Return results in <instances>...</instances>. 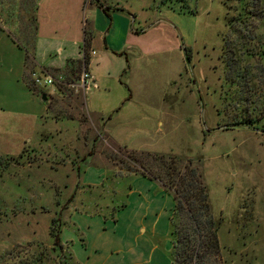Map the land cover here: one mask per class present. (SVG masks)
<instances>
[{"label": "rangeland", "instance_id": "374dc122", "mask_svg": "<svg viewBox=\"0 0 264 264\" xmlns=\"http://www.w3.org/2000/svg\"><path fill=\"white\" fill-rule=\"evenodd\" d=\"M99 1L0 0V264H171L173 194L130 149L191 158L224 264H264V0Z\"/></svg>", "mask_w": 264, "mask_h": 264}, {"label": "trees", "instance_id": "16d2710c", "mask_svg": "<svg viewBox=\"0 0 264 264\" xmlns=\"http://www.w3.org/2000/svg\"><path fill=\"white\" fill-rule=\"evenodd\" d=\"M95 1L104 14L110 17L112 9L99 0ZM253 3L252 13L261 16L262 9L255 8L260 5V0H254ZM116 9L123 8L116 7ZM90 44L91 35L83 29L82 58L67 59V63H75V71H79L83 65L88 64L87 51ZM29 56V52L26 51L25 62ZM130 150L133 154L139 153V155H130V163L121 162L124 170L157 179L173 194L174 204L170 215L171 264H224L217 235L221 217H215L212 213L207 186L198 166L191 158H187L181 165L174 155L165 156ZM140 154L146 155L149 160L146 161ZM50 232L54 243L60 245L59 234L52 230Z\"/></svg>", "mask_w": 264, "mask_h": 264}, {"label": "built area", "instance_id": "2783aa9c", "mask_svg": "<svg viewBox=\"0 0 264 264\" xmlns=\"http://www.w3.org/2000/svg\"><path fill=\"white\" fill-rule=\"evenodd\" d=\"M31 76L35 84H39L40 82L43 84L51 83L53 80L49 74H43V76H41L34 71L31 73ZM90 79L92 80V77L88 72L87 66L83 65L79 76L80 85L86 87V84Z\"/></svg>", "mask_w": 264, "mask_h": 264}, {"label": "crops", "instance_id": "0c3cea01", "mask_svg": "<svg viewBox=\"0 0 264 264\" xmlns=\"http://www.w3.org/2000/svg\"><path fill=\"white\" fill-rule=\"evenodd\" d=\"M113 11V10H112ZM110 16H111V12H110ZM32 59H33V61L35 62V64H37L38 66H45V67H47V68H52V67H54V66H52V65H50V64H47L46 62H43L42 60H40V53H39V51H34L33 50V52H32ZM80 56H81V49H80V54L78 55V56H76V57H68V58H72V59H74V58H80ZM91 75V77H92V79H93V76H92V74H90ZM94 80V79H93ZM93 85H95L94 83H93ZM127 172H129V173H132V174H137V175H141V174H139V173H136V172H130V171H127ZM141 176H143V175H141ZM143 177H145V178H147V179H149V180H157V179H151V178H148V177H146V176H143ZM157 181H159V180H157ZM160 182V181H159ZM161 183V182H160ZM72 197H73V195H72ZM72 197H71V199H72ZM70 199V200H71ZM140 230L142 231L143 230V228L141 227L140 228Z\"/></svg>", "mask_w": 264, "mask_h": 264}, {"label": "water", "instance_id": "95a60500", "mask_svg": "<svg viewBox=\"0 0 264 264\" xmlns=\"http://www.w3.org/2000/svg\"><path fill=\"white\" fill-rule=\"evenodd\" d=\"M42 98L45 99V95L44 94H43Z\"/></svg>", "mask_w": 264, "mask_h": 264}]
</instances>
